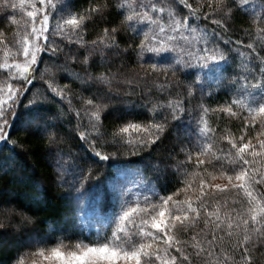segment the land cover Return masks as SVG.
Returning a JSON list of instances; mask_svg holds the SVG:
<instances>
[{"label":"snow or ice","instance_id":"6c2138e0","mask_svg":"<svg viewBox=\"0 0 264 264\" xmlns=\"http://www.w3.org/2000/svg\"><path fill=\"white\" fill-rule=\"evenodd\" d=\"M249 3L250 0H136L133 7L123 0H89L88 6L81 8L78 0H37L28 6L31 10L27 16L33 24L38 18L41 26L29 29L25 25L19 41L15 36L10 41L0 40L4 51L11 53L12 48L16 49L12 54L13 62L0 64V72L9 80L22 82L18 88L8 84L7 100H0V173L12 172L15 175L11 183H24L26 171L18 164L19 141L10 135L13 131L9 124L11 118L16 125L14 131L28 133L44 145L47 159L55 169L54 183L69 189L65 196L71 214L55 223L45 221L46 230L24 228L14 231L32 224L33 217L23 210L14 211L15 206L21 205V198L14 191L0 190V207L9 206L0 215V240L11 237L17 241L14 255L8 258L9 264L25 249L29 250L26 253L29 264L62 260L65 253L60 246L65 240L73 239L76 243L64 247L75 249L71 256L80 264H111L114 258L131 259L134 264H193L194 260L208 264L213 249L225 237L232 241L229 250L234 258H239L237 264H254L253 253L264 247V57L248 44L251 53L248 60L237 66L234 78L225 77L224 72L230 64L228 53L237 52L241 56L243 53L231 47L232 43L239 42L225 40L221 35V31L227 32L237 19L249 15ZM18 7H24V0L20 5L12 0H0V12L4 13L0 17V26L7 28L8 24L14 23L10 17ZM261 8L264 9V3ZM112 16L115 18L109 19ZM244 22L248 23L246 19ZM259 23L264 24V15L260 16ZM251 27L249 24L247 35L250 37L254 35ZM89 29L95 30L96 38L91 41L84 38ZM260 32L264 33V28ZM127 33L143 39L138 44L130 40L127 47H121L118 37ZM56 36L62 37L67 47L57 45ZM194 36L197 38L193 39ZM219 42L227 48H221ZM129 49L137 55L141 67L149 65L131 77L121 74L123 82L130 86L134 82L146 84L151 79L161 94L170 93L173 82L168 80L169 73L175 75L177 71L191 70L188 72L190 79L178 82L188 98H194L198 90L203 91L202 77L210 73L218 74V87L229 85L240 95L250 97L249 115L253 126H258L261 131L251 139L241 135L239 144L231 141V156L212 157L207 161V166L219 171L227 183L222 186L209 182L205 186L201 180L195 207L179 185L187 175L181 169L192 160L189 146L194 138L209 139L210 129L202 119L195 127L186 126L182 135L175 137L167 160L155 161L149 166L152 176L146 182L143 170L137 167L135 175L140 179L131 184L121 183L111 176L98 184L93 183L97 166L115 168L116 175L121 176L115 161L124 152L157 150L168 136L169 121H181L185 112L183 101L169 99L165 104L149 100L141 107L148 110L153 121L161 111H166L167 115L160 122L142 124L131 122L119 110L112 109L117 99L111 91L116 73L108 67L107 54L127 55ZM145 51L169 54L168 66H158L143 55ZM44 54L48 55V61L43 59ZM16 57L21 58L20 62H16ZM73 65L82 70L74 79L79 80L88 93L76 94L82 105L79 111L71 108V99L66 94L70 91L68 86L57 83L58 73H67ZM94 67L96 72L92 70ZM38 74L40 78L47 76V91L26 96L29 89L24 85L32 84ZM160 76L164 77L163 83L156 82ZM147 91L150 96L151 89ZM120 99L124 103L123 98ZM23 101H26L24 111L16 114ZM64 101L76 117L74 127L67 132L66 124L70 121L65 119ZM203 110L208 111L207 108ZM228 112L235 115L231 109ZM85 119L86 124L82 122ZM105 120H109V124L106 125ZM68 135H74L87 152L74 153L66 147ZM210 147V144H197V151L204 155ZM148 155L151 157L152 152ZM195 164L204 165L205 161L197 156ZM165 176L167 183L162 182ZM215 179L216 176L211 175V181ZM33 187L36 194L25 195L24 209L31 210L44 202L41 188ZM178 194L184 198L174 199ZM230 194L237 199L232 201L231 212L225 214L227 223L224 224L220 215L215 210L209 212L208 208L213 199H223ZM88 207L95 209L96 223L100 227L94 234L89 230L85 236L83 222L77 221ZM236 208L242 211L238 212ZM202 212L204 228L197 231ZM213 216L215 220L211 219ZM210 224L215 228L212 233L205 234L203 244L207 247H204L197 237ZM189 228L193 233L191 243L173 238L175 233ZM216 230L223 236H218ZM45 249H50L51 255L46 254ZM224 260L228 264L227 256Z\"/></svg>","mask_w":264,"mask_h":264},{"label":"trees","instance_id":"16d2710c","mask_svg":"<svg viewBox=\"0 0 264 264\" xmlns=\"http://www.w3.org/2000/svg\"><path fill=\"white\" fill-rule=\"evenodd\" d=\"M123 1H126L131 6L135 7L136 0ZM12 2L20 5L21 0H12ZM189 2H193V0H189ZM34 3H37V0H24V7H18L15 10L14 16L10 17L14 20V23L8 24L7 28L0 26V40L10 41L15 36L16 40L19 41L21 36L24 35L21 29H23L25 25H27L29 29H31L33 26H36V22L33 24L31 18L27 16V12L31 10L28 6ZM78 3L81 8L87 7L89 0H78ZM262 3H264V0H250L248 7L249 15L247 17H241L240 19H237L235 23L229 27L227 32L221 31V35L225 40L239 42L232 43L231 47L237 48L239 53H243L242 56L237 52L228 53L230 64L224 72L225 77L234 78L237 66H242L244 62L248 60L251 55L249 49L247 48L248 44H252L253 48L259 52L260 56L264 57V33L260 32V29L264 28V24L259 23L260 16L264 15V9L261 8ZM9 11L11 12L12 10L10 9ZM2 16H4V13L0 12V17ZM114 18V16L109 17V19ZM245 19L248 21V23L244 22ZM6 23L7 22L5 21V24ZM249 24H251V31L254 33V35L251 37L247 35ZM208 27L212 26L208 25ZM49 31H51V21L49 24ZM84 38L88 41L95 39V30L89 29ZM49 39L51 40L52 37L49 36ZM118 39L121 42V47H127L130 40L134 41L135 44H138L140 43V40L143 39V37H132L130 33H127L121 34ZM55 42L60 47H67V42L64 41L60 36L55 37ZM219 43L221 48H227V46L222 42ZM15 51L16 49L12 48V52L8 53L4 51L3 46L0 45V64L4 63L5 61L9 63L13 62L12 54H14ZM143 55L145 57H150L151 61L157 62L158 66L160 67L168 66L166 65L168 63L165 62V59L169 55L167 53L159 54L158 52L152 53L145 51ZM107 56L108 67L113 73H116V79L111 85V91L117 96V99L114 100L112 109L119 110L120 114L125 115L127 120L142 124L160 122L163 119V116L167 115V112L161 111L160 115H157L155 121H153L148 115V110L141 107V105L148 103L149 100L159 101L165 104L169 99L183 101V107L185 108V112L182 114L181 121H169L168 136L165 138L163 143L160 144L157 150L153 151L152 149H145L132 154L124 152L119 156L118 160L115 161L117 166H126L134 169L139 167L144 172V178L146 180L150 179L152 173L149 166L155 161L167 160L169 152L173 149L175 140L173 133L175 129L185 128L186 126L195 127L197 123L201 121V119L203 120V123H205L210 129L208 140H203L200 138H194L193 140L195 144L197 143L201 146L208 144L211 145L210 149L205 151V154L202 155L204 157L202 160H205V164L196 165V156L191 155L192 160L188 161V166L185 169H181V171L186 172L187 175L183 176V183L179 185V188L187 193L188 198L194 202L193 206L195 207L196 196L200 193L201 180L204 181L205 186H207L209 182L216 183L217 181L223 182L225 180L219 171L207 166V161L212 157H225L226 155L231 156V141H236L237 144H239V138L241 135L251 139L256 135V133H258V131H261L258 126L254 127L252 122H248L245 117L249 116L250 97L247 95H240L238 90H230L232 87L229 85L218 87L216 83L218 74L210 73L207 76L202 77L204 82L203 91L201 92L198 90L194 98H188L184 88L180 86L178 82L190 79L188 72L191 70L177 71L175 75L169 73L168 80L173 82L170 93L161 94L157 90L156 86L152 83L151 79H149L146 84L143 82H137V87L134 86L136 84H132L133 86H130L123 82L124 77L121 74L131 77L135 73L144 71L149 67V65L144 64L143 67H141L140 62H138L137 55L132 52L131 49H129L127 55L113 56V54L108 53ZM43 59L48 61V55L44 54ZM20 60V57H16V62H20ZM42 67L43 65H41V68ZM92 70L93 72L97 71L95 67ZM100 70L103 71L105 69ZM81 71L82 70L79 66L73 65L68 69L67 73H58L57 75V83L59 86H68L70 91H68L66 94L71 99V108L76 111L82 109V105L76 98V94L83 92L84 95H88L80 81L74 79L75 75L77 73H81ZM256 71L257 75H259L260 69L257 68ZM47 79V76L40 78L38 74L37 79L34 80L32 84L24 85L29 89L25 95L27 96L32 93H45L47 91V84L45 83ZM249 79L251 80V77H249ZM156 82L163 83L164 77L160 76ZM8 84H12L14 88L22 86V82L9 80L7 75H5L3 72H0V100H7ZM149 88L151 89L150 96L147 91ZM121 97L123 98L124 103L121 102ZM233 101L236 102L233 103ZM24 103H26V101L19 103L16 109V114H20L24 111ZM200 105H203V108H201ZM62 107L66 114L65 119L70 121V123L66 124L67 132V130L74 127L76 117L74 112L69 110L67 101H64ZM204 108H207L208 111L205 112L203 110ZM126 109L131 110L126 111ZM228 109H231V112L235 113V115H231L228 112ZM82 122L85 124L87 123L86 119ZM9 124H11L13 127V131L10 132V135L12 136L13 140L19 141V147L17 148V152L20 153L18 157V164L21 169L26 171V175L24 177V183L21 184L19 182H10L14 178V173H0V190L6 188L9 191H14L21 198V205L15 206L14 211L23 210L27 215L33 217V226L29 227L28 225H23L22 230L24 228L46 230L48 225L45 223V221L55 223L56 221H62L65 216L71 214L69 200L65 196V193L69 191V189L66 187H60L54 183L53 176L55 169L51 166L49 160L47 159L46 149L42 142L28 133L14 131L16 125L11 118L9 119ZM105 124H109V120H105ZM252 142L255 143V139H253ZM194 143L191 144L193 147ZM197 144L195 146L196 149ZM66 147H69L74 153L87 152V148L84 147L74 135H68V144ZM100 150L103 151L104 149ZM190 150L191 154L196 151H193L191 147ZM150 151L152 152L151 157L148 155ZM177 159H181V157H177ZM113 172L114 168H110L108 166H97L93 183L98 184L104 181L106 177H112ZM209 173L216 176L215 181H211V175H208ZM162 182L167 183L168 177H163ZM33 186L41 188V199L44 202L35 205V207L31 210L24 209L22 204L25 202L23 200L25 195L36 194L34 192ZM173 198L183 199L184 196L178 194V196H174ZM236 199L237 197L234 194L226 195L223 199H219L217 197L210 202L211 206L208 208V211L212 212L215 210L216 213L220 215L221 221L226 224L227 221L224 220V216L226 213L231 212L232 208L234 207L232 201ZM3 207H5V205L0 208ZM89 208L92 209V207L85 208V212ZM236 211L239 212L242 211V209L236 208ZM0 215H2L1 211ZM14 219L17 218L14 217ZM203 219L204 214L202 212L197 231H199L201 228H204ZM211 219L215 220V216H213ZM214 228L215 225L210 224L206 229H204L203 232H201L197 239L203 244L205 234L212 233ZM192 234V229L189 228L187 230H182L178 233H175L173 238L179 239L182 243L184 241L191 243ZM216 234L218 236H223V233L219 230H216ZM208 238H211L210 235ZM8 239L9 237L0 240V262H2V264H9V256L14 255V248L9 247L10 241ZM66 241L73 240H65L64 242ZM231 243L232 241L225 237L219 246L213 249V257L208 259V264H225V256L228 257V264H237L239 258H234L229 250V245ZM203 246L207 247L206 244H203ZM26 250L29 251L28 249ZM253 255L254 264H264V247L260 248L259 251H255ZM15 259H13L12 262ZM21 259L24 261V264L25 261H29L27 256L26 258L22 257ZM193 264H203V261L194 260Z\"/></svg>","mask_w":264,"mask_h":264},{"label":"rangeland","instance_id":"374dc122","mask_svg":"<svg viewBox=\"0 0 264 264\" xmlns=\"http://www.w3.org/2000/svg\"><path fill=\"white\" fill-rule=\"evenodd\" d=\"M125 3H128L126 1H123ZM41 25H40V22H39V19L37 18L36 20V28H39ZM197 37H193V39H196ZM159 54H162V53H165L164 51H160L158 52ZM115 56V55H113ZM166 63H167V58L165 59ZM168 65V64H166ZM21 67H23V65L21 64ZM133 84H136L134 86L137 87V82L136 83H133ZM139 85V84H138ZM133 86V85H132ZM230 90H237V89H233V88H230ZM247 121L248 122H252V119H251V116H245ZM257 120L259 119V117L257 116L256 118ZM184 128H180V129H175L174 130V136L176 137L177 135H182V132H183ZM259 132V131H258ZM187 143V141H186ZM194 143V142H193ZM197 144V143H196ZM196 144L194 143V147L192 145H190L191 149L194 151L196 150L193 154L191 155H194V156H200V159H203L204 157L202 155H200V153L197 151V149L195 148ZM206 159V158H205ZM205 161V160H204ZM122 175L121 176H117L116 175V169L114 168V172H113V176L111 177L112 179H116L118 180L119 182L121 183H127V184H131L135 181H137L138 179H140V177H137L135 175V170L134 168H130V167H126V166H118ZM145 179V178H144ZM145 182H146V179H145ZM227 181L226 179L222 182V181H217L215 184H226ZM9 208V206H6L3 207V208H0V211L1 213L3 214L4 210H7ZM89 210V211H88ZM84 214L81 215L80 219H78V223H80L81 221L83 222L84 224V228H85V232H84V235L87 236L88 234V231L89 230H92L93 234L95 233V229L100 227L99 224L96 223V220H97V216H96V211L94 208L92 209H88ZM18 219V218H17ZM29 227L33 226V223L28 225ZM9 228H11V225H8ZM22 230V226H21V229H15L14 231H21ZM83 238V237H82ZM12 239V240H11ZM10 242H9V247L10 248H15L16 246V243L17 241L14 240L13 238L9 237L8 239ZM14 241V242H13ZM74 243H76V241L73 239V241H66L64 242L63 245L60 246V250L62 252L65 253V258L64 259H50L48 261V264H80V262L76 261L75 259H73V257L71 256V252L74 251L75 249L72 248V247H64V245H73ZM28 251L25 249L24 252H22L19 257H17L11 264H20V261L22 260L21 258L22 257H25L26 258V253ZM45 252L46 254L48 255H51V252H50V249H45ZM22 256V257H21ZM29 260V259H28ZM25 264H29V261L26 262L25 261ZM111 264H134V261L131 260V259H128V260H124L122 258H114L112 261H111Z\"/></svg>","mask_w":264,"mask_h":264}]
</instances>
